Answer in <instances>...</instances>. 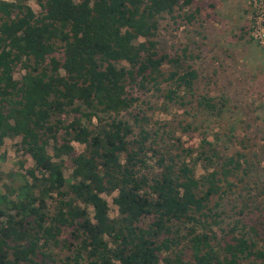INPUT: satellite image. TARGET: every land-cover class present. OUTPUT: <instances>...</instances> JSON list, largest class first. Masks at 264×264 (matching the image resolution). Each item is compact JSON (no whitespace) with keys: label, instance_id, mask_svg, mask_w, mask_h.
Instances as JSON below:
<instances>
[{"label":"trees","instance_id":"16d2710c","mask_svg":"<svg viewBox=\"0 0 264 264\" xmlns=\"http://www.w3.org/2000/svg\"><path fill=\"white\" fill-rule=\"evenodd\" d=\"M29 1L0 0V149L18 137L33 163L0 191V264H264L257 229L236 233L238 219L218 240L212 228L254 170L249 138L230 133L232 154L205 136L184 147L144 116H132L138 131L120 116L148 89L190 119L182 132L223 113L155 41L164 17L195 20V0H32L38 14Z\"/></svg>","mask_w":264,"mask_h":264},{"label":"rangeland","instance_id":"374dc122","mask_svg":"<svg viewBox=\"0 0 264 264\" xmlns=\"http://www.w3.org/2000/svg\"><path fill=\"white\" fill-rule=\"evenodd\" d=\"M28 5L36 14L41 11L32 0ZM195 9L199 12L191 24L179 17L173 20L166 16L160 20L155 38L157 49L180 56L185 66L193 67L199 74L197 93L221 99L223 113L219 117H200L194 124L199 126L198 130L182 132L179 122H190V119H186L182 111L162 103L158 95L148 89L134 91L137 101L120 116L134 125L132 116H144L147 122L144 126L152 134L156 132L161 136L171 130L184 147H197L205 136L217 143L222 152L232 154L239 148L227 142L230 133L236 138H249L254 170L245 184L238 185L234 194L224 198L216 210L220 214L219 224L212 228L217 239L223 240L228 238L236 220L242 219L246 229L239 226L236 233L255 228L259 233L258 243L264 246V0H195L190 11ZM22 74L23 71L17 70L15 79L19 80ZM73 146L76 154L84 150L82 145ZM48 152L53 155L51 146ZM63 161L68 179L71 162L67 157ZM148 162L152 167L153 161ZM32 166L31 159L22 151L20 138L5 139L0 149V191L15 184L18 174L23 175ZM7 174H13V178H7ZM196 174H203L200 166ZM114 196L103 195L111 218L117 216L112 202ZM60 252L61 257L67 254Z\"/></svg>","mask_w":264,"mask_h":264},{"label":"built area","instance_id":"2783aa9c","mask_svg":"<svg viewBox=\"0 0 264 264\" xmlns=\"http://www.w3.org/2000/svg\"><path fill=\"white\" fill-rule=\"evenodd\" d=\"M260 10L263 11V8L261 7Z\"/></svg>","mask_w":264,"mask_h":264}]
</instances>
